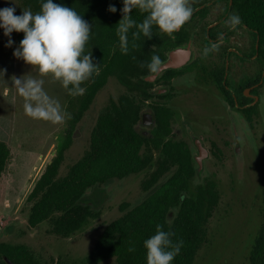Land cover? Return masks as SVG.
<instances>
[{
  "label": "trees",
  "instance_id": "16d2710c",
  "mask_svg": "<svg viewBox=\"0 0 264 264\" xmlns=\"http://www.w3.org/2000/svg\"><path fill=\"white\" fill-rule=\"evenodd\" d=\"M54 2L73 8L91 26L85 52L92 53L98 71L81 85L85 88L83 95H70L71 131L28 196L30 227L36 229L46 223L50 233L69 238L90 220L100 217V213L85 202L89 190L111 180L145 174L141 182L145 198L133 208L128 204L121 206L123 215L103 229L84 264H106L110 257H116V264H147L143 242L155 234L158 224L175 234L174 241H183L180 254L172 264H194L198 251L206 243V227L219 195L213 186L200 188V193L187 186V177L193 174L190 156L181 143L167 141L170 132L164 117L159 118L161 137L157 132L155 139L147 140L135 130L141 118L140 107L123 100L128 99L126 96L121 97L119 105L111 101L91 130L83 156L61 175L66 154L74 143V130L109 80L116 79L129 91L134 84L139 90L148 86L144 77L151 73L146 65L156 55L152 46L158 29L153 28L151 38L141 35L139 39L133 37L136 29L130 30L128 52L124 54L116 35V25L123 18L122 0ZM20 3L21 14L23 10L40 11L41 0H20ZM110 5L117 8L115 13L108 10ZM131 15L142 22L146 14L135 9ZM13 35L19 46L24 33L13 32ZM11 160V149L0 142V177ZM170 171L172 175L167 178ZM170 212H174L172 218H169ZM130 248L135 250L129 251ZM21 249L28 252L25 247ZM27 257L32 258L28 253ZM250 264H264V229L251 253Z\"/></svg>",
  "mask_w": 264,
  "mask_h": 264
},
{
  "label": "flooded vegetation",
  "instance_id": "af4514ba",
  "mask_svg": "<svg viewBox=\"0 0 264 264\" xmlns=\"http://www.w3.org/2000/svg\"><path fill=\"white\" fill-rule=\"evenodd\" d=\"M188 3L193 8L191 18L171 35L158 30L152 46L162 64L179 51L176 68L161 72L142 90L135 84L130 91L124 88L104 110L111 101L119 105L121 97H128L123 100L140 107L135 130L147 140L155 139L157 132L161 137L159 118L164 117L170 132L167 141L181 143L190 156L193 174L187 177V186L199 193L200 188L215 187L219 201L195 264L212 244L211 221L224 196L220 187L230 186L234 192L239 186L241 194L253 201L251 209L264 218V0ZM232 15L241 19L235 29L228 23ZM205 47L213 49L207 56ZM87 195L85 202L95 209ZM102 207L97 210L100 216ZM173 215L170 212L169 218ZM263 229L264 223L258 236ZM11 236L8 229L0 238V264L42 263L26 244L16 243ZM108 262L116 264V257Z\"/></svg>",
  "mask_w": 264,
  "mask_h": 264
},
{
  "label": "rangeland",
  "instance_id": "374dc122",
  "mask_svg": "<svg viewBox=\"0 0 264 264\" xmlns=\"http://www.w3.org/2000/svg\"><path fill=\"white\" fill-rule=\"evenodd\" d=\"M21 5L20 0H15V3L0 0V9L15 7L16 15H21ZM11 39L14 43L9 47V37L0 29V142L8 145L12 151V160L0 177V238L9 229L16 243L26 244L45 264L63 260L84 264L103 229L123 215L120 207L127 203L133 208L145 198L146 194L141 188L145 174L111 180L89 190L88 200L94 202L95 210L103 205L102 215L90 220L82 230L69 238L50 233L46 223L36 229L30 227L27 199L46 164L51 162L71 131V114L68 115L71 97L51 75L41 76L38 69L15 57L14 51L18 45L13 33ZM21 76L43 79L44 90L59 101L62 110L67 113L62 122L53 124L36 120L24 113V98L19 96L14 86V79ZM123 91L124 87L116 79H111L100 92L73 132L74 143L66 154L61 175L83 156L89 144V134L109 99L118 98ZM238 187L234 192L230 186L220 187L224 196L211 221L212 244L195 264H250L264 218L256 209H251L253 201L241 194Z\"/></svg>",
  "mask_w": 264,
  "mask_h": 264
},
{
  "label": "clouds",
  "instance_id": "9594fccd",
  "mask_svg": "<svg viewBox=\"0 0 264 264\" xmlns=\"http://www.w3.org/2000/svg\"><path fill=\"white\" fill-rule=\"evenodd\" d=\"M15 3V0H11ZM123 18L116 25V35L121 42V52H128V33L132 29L133 37L139 39L141 35L151 38L153 28L161 33H172L179 29L191 18L193 8L188 0H122ZM139 9L145 13L142 22L132 18V12ZM110 12L117 8L110 5ZM15 7L0 9V29L9 37L7 46L11 47L13 32L24 33L23 39L14 51V56L38 69L41 76L51 75L73 97L83 95L85 88L81 85L98 71L92 53H86L85 47L90 39L91 26L73 8L55 3L54 0H41L40 11L33 13L23 10L16 15ZM228 23L235 29L240 25L239 16L232 15ZM222 42V37H221ZM216 45L214 43L213 49ZM205 47L203 54L208 55ZM162 66L159 55H153L146 67L151 74L158 73ZM43 79L31 76H21L14 79V86L19 96L24 98V113L36 120L49 121L53 124L62 122L65 113L59 101L50 97L43 87ZM175 234L165 231L163 225L156 226L155 234L144 240L147 264H172L180 254L183 241H174ZM130 248L129 251H134Z\"/></svg>",
  "mask_w": 264,
  "mask_h": 264
},
{
  "label": "water",
  "instance_id": "95a60500",
  "mask_svg": "<svg viewBox=\"0 0 264 264\" xmlns=\"http://www.w3.org/2000/svg\"><path fill=\"white\" fill-rule=\"evenodd\" d=\"M179 51H173L172 52V54H171V57L169 58V60L168 61H166L165 63H163L162 64V66H161V68H160V71L158 72V73H156V75H148V76H145L144 77V80L146 81V82H153L154 80H155V78L161 73V72H163V71H165V70H167V69H170V68H176V62H177V60H178V55H179V53H178ZM111 80V79H110ZM109 80V81H110ZM109 83V82H108ZM108 85V84H107ZM106 85V86H107ZM102 92V91H101ZM100 94V93H99ZM99 94H98V96H99ZM98 96H97V98H98ZM97 98L95 99V101L97 100ZM95 101H94V103H95ZM93 103V104H94ZM92 104V105H93ZM92 107V106H91ZM146 116V115H145ZM145 116H144V118H145ZM185 199V195H183V199L182 200H184Z\"/></svg>",
  "mask_w": 264,
  "mask_h": 264
},
{
  "label": "built area",
  "instance_id": "2783aa9c",
  "mask_svg": "<svg viewBox=\"0 0 264 264\" xmlns=\"http://www.w3.org/2000/svg\"><path fill=\"white\" fill-rule=\"evenodd\" d=\"M0 229H1V228H0ZM1 230H2V229H1ZM1 230H0V231H1Z\"/></svg>",
  "mask_w": 264,
  "mask_h": 264
}]
</instances>
